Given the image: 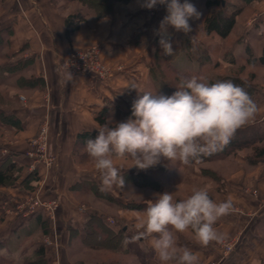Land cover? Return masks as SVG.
Listing matches in <instances>:
<instances>
[{
	"label": "crops",
	"instance_id": "crops-1",
	"mask_svg": "<svg viewBox=\"0 0 264 264\" xmlns=\"http://www.w3.org/2000/svg\"><path fill=\"white\" fill-rule=\"evenodd\" d=\"M180 2L184 3V0ZM188 2L197 7L201 16L199 19H190L192 31L188 34L176 32L171 26L168 27V32L172 34L173 48L180 49L185 38L191 39V45L202 43L198 35H205V11L200 9L203 5L199 4V0H188ZM141 3L143 0H132L127 5H118L115 13L110 17L82 23L78 33L74 34L69 42L66 37V15L54 7L50 0H0V30L9 26L13 29L10 54L27 48L24 56L36 57V72L46 82L45 90L26 97L24 103L21 102L14 108L15 115L22 123V130L14 133L13 141L2 142L4 150L1 156L11 155L13 160L24 168L26 175L32 163L27 156L30 151L29 142L44 124H48L50 152L55 157L56 163L49 170H41L38 184L45 195L60 201L58 217L50 222L52 233L59 232L63 238L62 244L59 242L58 247L47 248L49 264H74L69 255L74 240L70 238L67 225L71 224L77 228L80 236L83 237V224L87 214L79 211V202L72 192V187L82 180L100 182L99 174L95 169L83 170L74 161L73 151L78 135L85 131L97 132L96 128L100 124L96 117L103 110L118 109L132 104L137 92L129 91L127 88L129 84L135 83L141 91L157 92L149 70L155 63V39L158 36L160 22L167 13L162 9L143 8ZM247 9L253 10L251 18L242 25L247 37L245 36V39L241 36L237 41L240 40L242 45H249L253 48L254 54L260 56L261 54L255 53L254 42H264V0H256L248 7L245 6L243 13ZM94 17L89 13L87 19ZM255 18V23L252 22L254 25H251V21ZM205 37L207 38L206 35ZM96 45L102 47L103 59L113 68L110 77L101 81L89 74L74 75L69 70L74 80L67 84L65 76L68 68L65 65V58L68 52L74 49H88ZM181 56L182 54L178 57L177 64L178 67L184 68L186 64L181 62ZM255 87L258 89L255 102L259 109L256 118L258 117L264 130V88H258L256 85ZM126 119L121 117L119 122ZM126 171L138 173L146 170H138L135 167ZM252 174L254 175H242L237 181L229 182L228 193L217 192L216 196L210 195L217 203L231 199L233 208L244 209L248 215L243 216L231 211L220 218L215 225L225 239L234 238L235 241H239L227 259L221 256L217 248L218 243L201 246L196 241H189L183 245L182 247H188L198 255L199 264L209 262L264 264V209L259 207L257 201L239 191L245 181L254 186L258 185L264 193V164H260ZM14 189L17 196L23 197L24 191L17 186ZM6 200L8 203L3 204L4 211L14 201L10 198ZM94 211L96 212V210L92 212ZM126 211L121 210L122 213L131 215L132 211L128 210L129 213ZM108 219L111 220L107 216L106 220ZM34 220V213L29 216H14L0 211V240ZM121 220H124L129 227L128 218L122 215ZM60 223L63 226L62 230L57 228ZM138 241L130 242L129 247L131 249V244H135L142 256L139 252L132 251V253L138 255L143 264H160L150 240L142 238V241ZM145 248L153 250L152 257L146 256ZM0 252L6 253L7 250ZM133 260L135 262V259Z\"/></svg>",
	"mask_w": 264,
	"mask_h": 264
},
{
	"label": "clouds",
	"instance_id": "clouds-1",
	"mask_svg": "<svg viewBox=\"0 0 264 264\" xmlns=\"http://www.w3.org/2000/svg\"><path fill=\"white\" fill-rule=\"evenodd\" d=\"M166 7L157 35L163 56L174 54L171 26L176 32L192 31L190 19L201 12L184 0H143L141 7ZM82 58V57H81ZM74 80L67 70L65 82ZM137 97L131 115L122 122L111 117L100 124L95 138L85 141V151L99 174L100 191L126 188L124 173L116 160H130L131 167L147 170L167 162L189 166L224 149L236 131L254 121L258 105L240 85L231 80L210 82L205 77H181L171 95L141 91L129 84ZM174 192V191H173ZM173 192L154 193L133 225V236L125 243L150 240L160 264H199L198 255L178 247L176 233L191 231L201 246L223 243L225 236L215 227L233 209L231 199L217 203L207 187L194 189L183 199Z\"/></svg>",
	"mask_w": 264,
	"mask_h": 264
},
{
	"label": "trees",
	"instance_id": "trees-1",
	"mask_svg": "<svg viewBox=\"0 0 264 264\" xmlns=\"http://www.w3.org/2000/svg\"><path fill=\"white\" fill-rule=\"evenodd\" d=\"M52 4L58 1L69 3H78L84 8H88V12L96 18L111 15L114 5L118 3L127 4L132 0H50ZM204 3L206 14L204 18V33L207 37H219L223 41L227 40L236 30L238 18L243 14L245 6L250 5L256 0H199ZM87 21V15L78 10L74 14L68 15L65 19L66 37L71 42L74 34L78 33L82 23ZM13 35L11 26L0 30V87H11L23 92H39L46 88L45 79L36 72L34 55L24 56L27 48L19 52L10 54V40ZM160 36L155 39V63L150 68L149 73L151 80L155 83V89L158 93L171 95L177 89L175 85L180 78H191L193 76L201 77L203 70L212 65V54L208 46L202 43L191 45V39L185 38L182 47L173 48L172 56H163L162 49L159 45ZM181 56V62L186 64L184 68L178 67V57ZM227 59L230 63L235 61L231 59L229 53L223 56V60ZM242 60L249 67L264 68V50L260 56L254 54L253 48L249 45L245 48V55ZM232 61V62H231ZM181 64V63H180ZM219 61L213 64L216 68ZM196 70H198L196 72ZM217 80H231L237 85L246 89L252 99L255 101L258 89L252 84L251 80L241 78L237 75L216 76L209 79L210 82ZM10 95L0 96V129H4L10 133H17L22 130V123L15 115L14 109L5 107L6 102H11ZM18 97L15 96L14 101ZM5 103V104H4ZM132 104L118 108L106 109L99 113L96 120L99 124H103L105 120L111 117L114 121H120L121 117L128 118L131 115ZM97 132H81L75 145L73 155L74 161L79 167L93 163L85 151V141L89 138H95ZM3 149L0 140V189L19 187L22 191L30 192L36 189L35 184L40 181L38 171L27 172L23 174L24 168L13 160L10 155L1 156ZM250 150L251 157H247V162L251 165L264 162V130L257 121H253L240 129H238L231 139L230 143L224 149L210 157H205L200 163H193L189 166H199L204 163L227 159L238 152ZM184 167H189L182 165ZM168 172L164 167L158 166L149 168L144 172H128L124 171L126 184L144 189H150L158 193H163V183L160 178L161 174ZM167 174V173H166ZM218 179V177H217ZM75 198L78 196H93L99 201L115 205L120 208L132 211H144L147 207L145 203H132L118 200L108 191H100V182L82 180L72 187ZM35 220L24 228L15 231L13 234L0 240V250H7L6 253L0 252V264H49L47 257V249L44 238L52 233L50 219L38 210ZM84 236L81 237L79 230L71 224L67 225V230L71 239L79 238L82 247H86L89 251H109L122 258H133L137 264H143L138 255L132 253L129 243L133 231L121 220H114L113 224H109L104 214L98 211L89 212L87 219L83 224ZM39 238L38 240H35ZM35 240V241H33ZM142 241V239H141ZM137 242V241H136ZM139 242V241H138ZM144 253L148 257H152L154 252L152 249H144ZM114 264H129L127 262H115Z\"/></svg>",
	"mask_w": 264,
	"mask_h": 264
},
{
	"label": "rangeland",
	"instance_id": "rangeland-1",
	"mask_svg": "<svg viewBox=\"0 0 264 264\" xmlns=\"http://www.w3.org/2000/svg\"><path fill=\"white\" fill-rule=\"evenodd\" d=\"M231 2L238 3L236 0H232ZM127 4H123V3L115 4L111 15L115 13L116 7L118 5H127ZM199 4L203 5L202 6L203 8L202 7L201 8L199 7V8L202 9L201 11H205V14H206V8L204 6V3L199 2ZM52 5L56 7L60 12L65 14L66 17L68 15L74 14L79 9L82 10V12L85 13L87 16L89 15L88 8H84L78 3L58 1ZM252 13H253L252 9H247L245 13H243V15L240 16L239 21H238L239 27L225 41H223L222 39L219 40L220 39L219 37H211V38L207 37L206 38L204 34L201 36L198 35V39H200L202 44L210 48V51L212 54V60H213L212 65L206 68V70H203L202 77H205L206 79L209 80L213 78L214 75L216 76L218 75L220 76L237 75L241 78L243 77L247 80H251L252 84L256 85L258 88H264V68L249 67L242 60V55H245L246 45H242V43H240V40L237 41L241 36L242 38L244 37L246 39L247 33L245 32L242 25L248 22V20L252 16ZM111 15H108L102 18H96V17L90 18V19H87L86 22L94 21V20L98 21V20L110 17ZM255 20L256 18L251 21V25H254L253 23H255ZM254 47H255V53L260 55L261 52L264 50V42L263 43L254 42ZM79 50H86V49H74L71 51H79ZM226 53H229V55L231 56V59L235 61L234 63H230L229 61H227V59L223 61V56ZM101 59L103 63L108 68H110L111 72H113V68H111L105 62V60L103 59V56H101ZM217 61H219L220 64L218 67L215 68L213 64L217 63ZM197 71L198 70H196V72ZM34 93L36 92H23V91H19L18 89L11 88V87H0L1 98L2 96L4 97V95H7V96L10 95L12 97L11 102L7 101L6 104L4 103L6 105L5 107H11L12 109L18 107L21 102L24 103L26 101V97L31 96ZM15 96L18 97L17 98L18 101H14ZM254 121H257L261 125V123L258 121V117L256 118L255 116ZM38 133L36 136H34L30 140L29 143H31L32 140L37 138ZM13 139H15L14 133H10L4 129H0L1 142H4V141L6 142L7 140L13 141ZM48 144H49V138H48ZM3 150L4 149H2V151ZM251 156H252V152L250 150H245V151L238 152L237 154L231 157H228L227 159L208 162V163L201 164L199 166L184 167L182 166L180 162L177 161L170 165L167 162H162L160 165H157L156 167L162 166L168 171L166 172L167 174L162 173L160 176V178L162 179V183H163V190H164L163 192L165 191L173 192L174 191L173 195L178 200L186 198L193 192L194 189H197L200 187H207L209 190V195L216 196L217 192L219 194L222 192H226V193L229 192L227 190L229 182L237 181L239 179L238 177L242 175L243 176H246V175L253 176L254 174L252 173L255 172V169L260 164H264V162H261L256 165H251L250 163L247 162V159H246L247 157H251ZM55 163H56V159L53 164V167ZM131 163L132 162L127 159H120V160L115 161V164L117 165V167L121 168L122 171L123 170L126 171L127 169H131V168L134 169L135 167L129 168L131 166ZM81 169L86 170V171H91L95 168H94V164L90 163V164L83 165ZM23 174H24V171H23ZM35 187L36 189L34 191L25 192L23 197L17 196L16 190L14 188H1L3 190L0 189L1 190L0 191V211L10 213L11 215H14V216L15 215L29 216L30 214H32L30 210L32 208V205L35 203L34 201L36 199H38L40 203H53L54 201L58 200L56 198H49L48 195H45V193L42 192L41 186H39V184H35ZM240 188L241 189H239V191H241L242 194L248 197H251L252 199L257 201L259 207L264 209V193L261 192V189L258 185L254 186V185H251V183L249 182L247 183L243 181V184ZM108 192L112 194L115 198H117L118 200L125 201V202L128 201L134 204L136 203L148 204L149 199L153 198V194L158 193L150 189L135 187L130 184H126V188L124 189H113L112 191H108ZM7 198H10L11 200L14 199V201H12V203L10 201L11 204H9V206L4 211L3 207L5 206L3 204L8 203V200H6ZM76 199L79 202V205H78V207H80L79 209L85 208L86 210H88L82 214H88V212H92L93 210H96V211L102 212L104 215H106V218L108 216V218H111V220L113 221L116 219L121 220L122 215H124L126 218L130 220L129 228L132 231H133V225L136 219L138 218L140 214L143 213L142 211L129 210V211H132L130 212L132 216L127 215L126 213H122L121 210H127L126 212H128V209L120 208L115 205H110L109 203L99 201V199L93 196H89V195L84 196V197L78 196ZM58 203L61 208V204L59 200H58ZM38 208H41V206H39ZM60 208L56 212L55 217L56 216L58 217ZM232 212L235 214L243 215V216L248 215L247 211H245L244 209H240L239 207L233 208ZM121 221L124 223V220H121ZM57 228H60V230H62L63 229L62 224L60 223ZM38 239L39 238H37L36 236L35 240H38ZM47 240H50L51 245L47 244ZM73 240L74 241H73L72 247H70L69 249V252H70L69 255L74 264H114L115 262H127L129 264H137V262H134L132 258H129V259L122 258L121 256L115 255L109 251H103V250L89 251L87 250L86 247L81 246V244L78 242L79 238H75ZM43 241L46 245V249L53 248V247L56 248L58 247L59 242L62 244L63 238L61 237V235H59V232H56V233L53 232L49 236L45 237ZM176 241H177V246L182 247L183 245L187 244L189 241H195V239L191 231H188L185 233H176ZM238 242L239 241H235L234 238H228V239H225L223 243L218 244L217 248L220 250L221 256L223 257V259L224 258L227 259L230 256V254L235 250ZM229 246L233 247L231 251L228 250ZM131 251H135V253H137L140 250L137 248L135 244H131ZM140 254L142 256V253ZM207 264H217V262H209Z\"/></svg>",
	"mask_w": 264,
	"mask_h": 264
},
{
	"label": "built area",
	"instance_id": "built-area-1",
	"mask_svg": "<svg viewBox=\"0 0 264 264\" xmlns=\"http://www.w3.org/2000/svg\"><path fill=\"white\" fill-rule=\"evenodd\" d=\"M157 9L166 11V7L163 5H157L153 10ZM102 53L103 49L99 45L86 50L70 51L66 56L65 65L67 68L69 67V70L74 75L89 74L104 81L110 76L111 70L103 63L101 59ZM119 69L121 70V68ZM48 138L49 126L46 123L40 129L37 138L30 143V151L27 153V156L32 160V163L29 166V172L38 171L41 173L42 169L49 170L53 167L55 158L50 153ZM34 202L30 210L32 214L41 210L51 221L54 220L55 214L60 208L58 200L53 203H40L36 199ZM39 206L41 208H38ZM79 211L85 213L87 210L82 208ZM107 222L110 224L114 223L110 219ZM47 244L51 245L50 240H47ZM232 249L233 247L229 246L228 250L231 251Z\"/></svg>",
	"mask_w": 264,
	"mask_h": 264
},
{
	"label": "water",
	"instance_id": "water-1",
	"mask_svg": "<svg viewBox=\"0 0 264 264\" xmlns=\"http://www.w3.org/2000/svg\"><path fill=\"white\" fill-rule=\"evenodd\" d=\"M141 240V239H140Z\"/></svg>",
	"mask_w": 264,
	"mask_h": 264
}]
</instances>
